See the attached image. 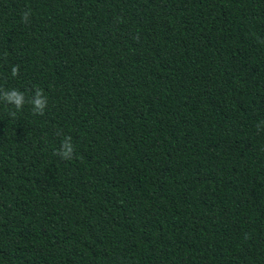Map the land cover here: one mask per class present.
<instances>
[{
  "label": "trees",
  "instance_id": "16d2710c",
  "mask_svg": "<svg viewBox=\"0 0 264 264\" xmlns=\"http://www.w3.org/2000/svg\"><path fill=\"white\" fill-rule=\"evenodd\" d=\"M0 264H264V0H0Z\"/></svg>",
  "mask_w": 264,
  "mask_h": 264
},
{
  "label": "clouds",
  "instance_id": "9594fccd",
  "mask_svg": "<svg viewBox=\"0 0 264 264\" xmlns=\"http://www.w3.org/2000/svg\"><path fill=\"white\" fill-rule=\"evenodd\" d=\"M29 12H24L22 14V19L25 21L28 19ZM13 75L18 74V66L13 67L12 69ZM4 98L9 102H14L16 107L19 108L24 103V96L23 93H20L16 90H12L11 92L4 93ZM35 108L40 112V114H43V108L45 107L46 101L42 97V92L40 90H37L36 92V99L33 101ZM73 153L72 145L70 144V138H66L65 141L62 144V150L57 152L58 155H61L64 159H71Z\"/></svg>",
  "mask_w": 264,
  "mask_h": 264
}]
</instances>
